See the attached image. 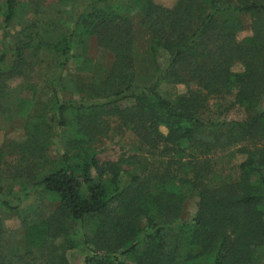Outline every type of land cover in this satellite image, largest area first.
Segmentation results:
<instances>
[{
	"label": "trees",
	"instance_id": "obj_1",
	"mask_svg": "<svg viewBox=\"0 0 264 264\" xmlns=\"http://www.w3.org/2000/svg\"><path fill=\"white\" fill-rule=\"evenodd\" d=\"M116 1L79 0L71 25L52 45L61 57L51 102L65 128L62 156L41 165L46 149L22 146L39 163H31L33 184L17 192L0 188V206L16 212L19 199L46 197L57 204L48 218L22 223L26 252L47 250L53 264H67L70 249L84 250L83 264H257L264 255V0H178L172 9L151 0ZM5 3L8 25L19 3ZM133 12L149 39L143 82ZM242 16L250 24L237 41L245 31ZM92 38L114 57L94 87L99 99L66 100L58 81L71 57L81 59L78 71L100 74L86 53ZM74 45L79 55L72 54ZM26 48L4 46L0 96L6 81L26 69ZM159 49L168 56L163 69L157 63ZM8 54L12 65L6 63ZM237 62L241 74L231 71ZM167 85H183L186 92L168 97ZM21 89L12 109L7 105L2 112L27 119L36 113L37 99L31 83ZM231 96L233 101L226 102ZM215 99L216 109L223 110L218 115L212 113ZM234 106L243 109L245 119L220 118ZM67 113H80L79 119L94 125L89 129L78 122L79 128L66 135ZM103 114L132 125L148 155L168 161L151 169L144 163L139 173L134 157L100 162L93 143L102 135ZM30 138L46 139L41 124ZM238 156L244 160L233 165ZM191 196L198 198L197 212L183 221V204ZM90 219L95 225L89 234L84 228ZM69 232L73 237L60 252L48 250V242Z\"/></svg>",
	"mask_w": 264,
	"mask_h": 264
},
{
	"label": "rangeland",
	"instance_id": "obj_2",
	"mask_svg": "<svg viewBox=\"0 0 264 264\" xmlns=\"http://www.w3.org/2000/svg\"><path fill=\"white\" fill-rule=\"evenodd\" d=\"M18 6L16 12L8 25H4L6 14L5 0H0V56L4 46L14 49L17 44L28 45L26 48L25 59L28 62L26 69L21 76L14 77L6 81L4 94L0 99V188L5 189L8 186L12 190L19 191L22 188H30L33 180L30 179L29 173L36 171V166L31 164L37 163L36 158H32L22 151V146L27 145L29 148L32 144L36 147L43 146L46 149L45 155L47 160L40 161L41 165L49 161L59 160L62 156V131L65 128L60 124L58 113L52 109L53 80L58 74V66L61 57L51 47L60 40V36L71 25L73 14L79 6V0H17ZM125 0L116 1L122 4ZM154 4L163 8L172 9L178 0H151ZM134 26L135 46L140 53L137 73L140 82L147 78L144 66H148V46L149 39L144 29L140 25V18L137 13L130 14ZM241 20L245 26V31L240 33L237 41H240L248 34L250 18L242 16ZM80 48L73 46L72 54L79 55ZM87 57L93 60L99 69L98 73L80 72L81 59L71 57L61 73L58 81L59 91L66 100L78 101L80 99H99L95 96L94 87L97 80L102 76L104 71H108L113 63V54L99 48L96 40L92 38L87 43ZM168 56L164 50L159 49L157 63L163 69L167 64ZM14 59L10 54L7 55L6 63L12 65ZM233 73H242L243 67L237 62L233 65ZM23 83H31L35 89V98L37 104L36 113H32L27 119L14 115V113L2 112L4 106L9 105L12 109L17 98L22 95L21 86ZM194 86L190 84V88ZM165 92L170 95L184 94L186 88L183 85H167ZM235 94V92L233 93ZM1 95V94H0ZM7 97V99H6ZM101 98V97H100ZM212 100V113L218 115L223 110L216 109V102ZM233 101V97L227 98L226 102ZM129 104H124L127 106ZM226 105V103H224ZM51 108V113L48 112ZM220 113V114H221ZM93 116V113L91 114ZM80 113H67L69 121V130L66 135L75 132L79 127L91 128L94 124L86 119H79ZM94 117V116H93ZM229 121H241L246 118L243 109L234 106L228 113L222 114L220 118ZM105 120L102 135H97L93 143L96 158L100 162L116 161L121 158L134 157L138 163L135 171L139 173L141 165L148 164V168L157 167L162 162H167L169 157H151L148 149L143 142L137 138L132 130V125L126 126L124 122L116 116L99 117V120ZM43 122V124L41 123ZM96 123V122H95ZM41 124L46 139L32 140L34 128ZM162 131V129H161ZM55 136V137H54ZM29 150V149H28ZM187 152H185V155ZM22 157H27L22 161ZM186 160V159H185ZM244 160V156H238L233 165ZM31 164V165H28ZM39 165V163H37ZM228 173V171H226ZM235 175V174H234ZM18 195V194H17ZM19 209L16 212H9L0 206V264H53L50 254L47 250L43 253L32 251L27 253L24 248V228L23 222L32 223L33 221L48 218L56 209L57 204L50 198L38 201L34 198L19 199ZM198 208V198L196 196L188 197L183 204L181 220L191 221L195 216ZM95 220L90 219L84 228V232L91 233L94 229ZM69 237L73 234L69 232L64 238L62 236L48 242V250L55 249L60 252L59 247L65 240L68 242ZM67 264H83L85 252L83 249H70L65 251ZM257 264H264V255H262Z\"/></svg>",
	"mask_w": 264,
	"mask_h": 264
}]
</instances>
